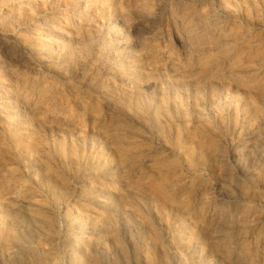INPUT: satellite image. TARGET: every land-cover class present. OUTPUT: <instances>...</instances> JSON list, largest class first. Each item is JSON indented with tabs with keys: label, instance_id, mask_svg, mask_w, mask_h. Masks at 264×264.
Masks as SVG:
<instances>
[{
	"label": "rangeland",
	"instance_id": "obj_1",
	"mask_svg": "<svg viewBox=\"0 0 264 264\" xmlns=\"http://www.w3.org/2000/svg\"><path fill=\"white\" fill-rule=\"evenodd\" d=\"M0 81V264H264V0H0Z\"/></svg>",
	"mask_w": 264,
	"mask_h": 264
},
{
	"label": "bare ground",
	"instance_id": "obj_2",
	"mask_svg": "<svg viewBox=\"0 0 264 264\" xmlns=\"http://www.w3.org/2000/svg\"><path fill=\"white\" fill-rule=\"evenodd\" d=\"M77 11V10H76ZM53 18V17H52ZM8 21V20H7ZM33 21V20H32ZM46 23V22H45ZM219 25V24H218ZM19 29V28H18ZM213 30V29H212ZM215 33V32H214ZM220 34V33H219ZM50 35V34H49ZM61 35V34H60ZM42 37V36H41ZM30 38V37H29ZM33 39V38H32ZM45 39V38H44ZM52 39V38H51ZM47 40V39H46ZM45 40V41H46ZM49 40V39H48ZM44 42V41H43ZM48 42V41H47ZM45 43V42H44ZM220 43V42H219ZM15 46V45H14ZM19 46V45H18ZM41 46V45H40ZM43 46V45H42ZM38 47V46H37ZM44 47H45V45H44ZM40 48V47H39ZM46 48V47H45ZM48 48V47H47ZM49 49V48H48ZM40 50V49H39ZM43 50V49H42ZM38 51V50H37ZM44 51V50H43ZM51 51V50H50ZM49 51V52H50ZM38 52H40V51H38ZM41 53V52H40ZM45 53V52H44ZM1 82V81H0ZM14 84V83H13ZM10 88V87H9ZM12 102V101H11ZM34 114V113H33ZM69 136V135H68ZM233 177V176H232ZM38 191V190H37ZM4 192V191H3ZM31 192H33V191H31ZM13 194V195H12ZM11 195V196H10ZM9 195V197L7 198V200H9V201H11V202H13V203H16V204H19V203H22V202H17L18 200L15 198V192H14V190H12V192H11V194ZM51 203V202H50ZM73 203H74V201H73ZM10 206V205H9ZM8 206V207H9ZM6 208V206H4L2 209L0 208V226H2L3 224V216H4V218L5 217H11L13 214H14V212L12 211V209H10L9 210V208ZM26 208V207H25ZM22 209H23V207H22ZM214 210V209H213ZM38 216V215H37ZM222 217V216H221ZM29 219V218H28ZM241 220V219H240ZM245 220V219H244ZM67 223H68V221H67ZM73 223V222H72ZM40 225V224H39ZM102 225V224H101ZM70 231V230H69ZM21 232V231H20ZM53 232V231H52ZM23 234V233H22ZM33 234V233H32ZM235 234V233H234ZM10 235V234H9ZM33 236H34V234H33ZM63 236V235H62ZM10 237V236H9ZM35 237H37V236H35ZM3 238V237H2ZM12 238H13V241L12 242H14L15 243V241H16V236H14V234L12 235ZM29 238V237H28ZM10 240V239H9ZM242 240V239H241ZM21 241V240H20ZM11 242V241H10ZM11 242V243H12ZM18 242H19V240H18ZM25 242V241H24ZM13 243V244H14ZM17 243V242H16ZM15 243V245H17ZM69 243V242H68ZM235 245V244H234ZM12 246V245H11ZM21 247V246H20ZM20 247H19V249H20ZM8 250V249H7ZM21 250V249H20ZM9 251V250H8ZM20 252V251H19ZM22 253V252H21ZM28 253V252H27ZM65 253V252H64ZM205 256V255H204ZM195 257V256H194ZM208 258V257H207ZM68 262V261H67ZM76 262V261H75ZM253 263V262H252Z\"/></svg>",
	"mask_w": 264,
	"mask_h": 264
}]
</instances>
